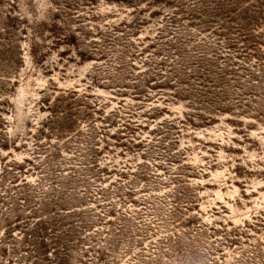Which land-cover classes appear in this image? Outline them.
Instances as JSON below:
<instances>
[{"label": "rangeland", "instance_id": "374dc122", "mask_svg": "<svg viewBox=\"0 0 264 264\" xmlns=\"http://www.w3.org/2000/svg\"><path fill=\"white\" fill-rule=\"evenodd\" d=\"M0 264H264V0H0Z\"/></svg>", "mask_w": 264, "mask_h": 264}]
</instances>
